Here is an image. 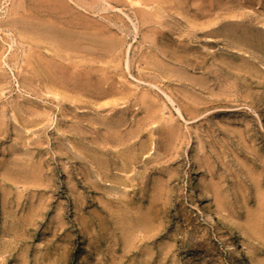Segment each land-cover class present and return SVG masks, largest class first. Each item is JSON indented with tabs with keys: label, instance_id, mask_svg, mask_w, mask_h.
Instances as JSON below:
<instances>
[{
	"label": "rangeland",
	"instance_id": "rangeland-1",
	"mask_svg": "<svg viewBox=\"0 0 264 264\" xmlns=\"http://www.w3.org/2000/svg\"><path fill=\"white\" fill-rule=\"evenodd\" d=\"M13 1L0 0V264H234L212 225L191 208L192 192L216 213L246 263L264 264V90L249 82L253 76L264 83V0H110L135 29L117 8H78L89 21L108 24L111 41L121 44L108 51L96 37L95 51H70L68 60L91 61V75H76L94 87L82 94L70 81L63 92L50 88L29 32L8 24ZM197 4L202 14L193 10ZM140 12L149 19L140 22ZM180 40L193 48L188 74L208 81L205 90L185 92L180 77L187 70L171 53ZM216 74L237 83L236 91L219 86ZM159 87L183 117L169 103L159 112ZM47 90L79 101L65 99L58 109ZM140 92L154 96L157 107L142 105ZM204 98L213 104H192ZM93 109L110 115L112 133L120 134L105 155L116 162L117 177L98 172L105 128L89 122L98 118Z\"/></svg>",
	"mask_w": 264,
	"mask_h": 264
},
{
	"label": "bare ground",
	"instance_id": "bare-ground-1",
	"mask_svg": "<svg viewBox=\"0 0 264 264\" xmlns=\"http://www.w3.org/2000/svg\"><path fill=\"white\" fill-rule=\"evenodd\" d=\"M117 1H120V0H116V2ZM136 1H137V3H140L141 0H136ZM126 2H128V1H126ZM122 3H124V1ZM131 3H133V2H131ZM112 4H110V0H14L13 4L11 5V9L9 11L10 13L8 15V17H9L8 18V24H10L12 26L20 24L18 29L22 30V28H23V29H26L30 33V35H29V33L27 31L22 30L24 33H26V32L28 33V35H26L25 38L31 39V40H29V41H32L30 43L31 44L33 43V45L35 46L33 49V53L37 54L39 61L44 63L43 67H44L45 71L47 72V74H49V76H51V81H50L52 83L50 86L51 89H57L59 91H62L68 87L67 81H70L72 84V87L70 85L69 86L73 90H79V93L82 94L81 92L86 91L87 87L92 86V84H89V82H87V81L85 82L84 80H82L83 81V84H82V82L78 79L82 76L79 77V75H78V78H77L76 75L77 74L88 75L90 72L89 64L91 63V61L89 60L90 63L88 64L87 63L88 57L85 58V59H87V61L82 59L85 56L81 58L82 59L81 62H76L74 60H68L70 56H73V55H70V56L68 55V54H72L70 51H72L73 53L74 52L79 53V49L83 48V50H82V51H84V52H82L83 55L84 54L87 55L86 49H88L90 51H92V50L95 51L92 48H94L96 46V44L99 42V40H97L96 37H100L101 41L99 43H102L103 46L106 45L108 47L106 50L109 51V47L111 48V44L112 45H114L113 43L118 44L119 40L117 39V41H111V40H113V38H111L108 35V33L113 32V31H111V28L108 24L99 23V21H96L95 19H93L92 20L93 22H91L87 18H85V16L81 12H79L77 9L78 8L81 10L83 9V11L85 10L91 14H95V13H98L100 11H105V10H107V8H111V10L116 9L117 7L113 6ZM117 9L119 11H122L120 8H117ZM132 9H134V8L132 7ZM137 9L138 8L136 7L135 10H137ZM193 10L196 11L197 14H202L204 11V7L201 4H197L194 6ZM137 12H138V10H137ZM122 13H124V12L122 11ZM141 13L143 14L145 12H140V14ZM152 14H154V13H152ZM124 15L127 17V19L129 18L130 24H132V28L135 29L136 28L135 22H133L126 13H124ZM141 15H140V17H138L140 22L143 23V22H145L146 19H149V17L147 15H144V14L142 15V18H141ZM150 17H152V16H150ZM120 21L122 22L120 24V27H119L120 31L126 30V29H124V27H126V24L123 22V20H120ZM136 22H138V21H136ZM113 24L115 25V23H113ZM21 26H23V27H21ZM15 28H17V27H15ZM80 29H82V30H80ZM18 32H19V30H18ZM24 33H21V34H24ZM81 33H84V35H85V36H82L83 39L81 37ZM113 33H115V32H113ZM113 33H111V35ZM159 34L160 35L164 34V32L160 31ZM19 36H21V35H19ZM165 36H166V34H164L163 37H165ZM120 38H121V36H120ZM82 40H84V42ZM42 42L47 47V48H45L46 52L40 51V43H42ZM43 44H42V46H43ZM82 44L84 46H82ZM8 45H9V47H12L13 44L12 45L8 44ZM119 45H121V44H118V47H119ZM115 47H116V45H115ZM68 48H70V49H68ZM104 48H103V50H104ZM30 51H32V50L30 49ZM199 52H200L199 53L200 55H202V54L204 56L206 55V53H204L202 51H199ZM33 53L29 52V54L26 55V60H25L26 65H29V61L31 62L30 57H31V55L33 57ZM171 53L178 59L179 62L183 63L184 68L187 70L186 73L182 74V76L180 77V79L182 80V84L185 87V92L189 93L191 91V89H193V88L195 89L196 85L198 86L197 89L199 91L205 90L206 88L204 85H206L208 81L194 82L195 79L192 78L191 76H189V74H188V70H190V68L194 67V64L192 62L193 60H191V58H189V56L193 54V48L190 47L189 42H187V41L182 42L181 40L178 41L175 44V50L172 51ZM80 54H81V52H80ZM101 54H103V52ZM92 55H94V54H92ZM91 56L89 55V57H91ZM35 58H36V56H35ZM81 59H79V61ZM37 63H35V64H37ZM92 67H93V64H92ZM125 67H126V69L129 68L128 60H126V62H125ZM35 69H33V66H32V70H29V72L30 71L31 72L30 73L28 72L30 74L29 76H31V74H34L36 72ZM250 69H253V66L250 67ZM0 70H1L0 74L5 75L3 73V69L1 67H0ZM41 70H42V67H41ZM67 71H68V73H67ZM99 71L100 70L98 69V73H99ZM257 71H258V69H257ZM39 72H40V70H39ZM100 72L103 73V71H100ZM72 74H74V75H72ZM89 75H91V74H89ZM219 76H222V74H216L214 76V80H216L220 83L219 86L220 85L221 86H227V88L229 87V89H234L236 91V89L238 87L237 83H235L234 81L230 82L227 77H219ZM31 77H33V76H31ZM71 77H73V78L71 80H69ZM29 79L31 80V78H29ZM99 81H101V83H104V84L106 83L104 77H101V80H99ZM249 82H250V85L252 84L254 87L258 88L257 91H263L264 90V83L260 82L258 79L254 78L253 76H251L249 78ZM8 83H10V82H8ZM101 85H103V84H101ZM96 86H98V84ZM102 88H103V90L102 89L101 90L104 93L107 90H109L108 87H102ZM68 90H70V89H68ZM47 91L49 93L51 92V95H52L49 97L50 99H48V100L50 102L55 101L56 105H58V109H61V110L63 109L62 105H63V101L65 99L68 100V102L70 101L71 104L73 102L79 101L77 96H75V98H72V97L66 96L64 93H58V92H56V90L55 91L54 90H52V91L47 90ZM79 93L76 92L77 95ZM96 94H98V93H96ZM163 96L165 97V100L162 98ZM53 97H54V99H53ZM136 98L144 106H146L145 104L148 102L150 107H152V108L155 106L157 107V105H155L156 104V101L154 100L155 97L152 96L151 94L147 93V92H140L139 94L136 95ZM222 100H224L225 102L229 101L228 99H226L224 97L222 98ZM251 100H252V102L255 101L253 99V97ZM192 102H193L192 103L193 105H196V103H197V105L200 104V105H202V107H206V108L210 107L213 104L212 101H207L205 98H204L203 102H201V101L200 102L199 101H195V102L192 101ZM168 103L170 104V106H173L175 108V111H176L178 116L183 117V112H182L183 109H181L182 106L179 104H178V106H175L178 102L176 100H174L171 96L166 94L165 91H163L159 87V112H163L164 109H169ZM66 105H67V101H66ZM98 107H102V105H99ZM93 110L95 111L98 118H96L94 120L89 119V122H95L96 124H99L105 128V133H104L105 134V140L100 142L99 154H98L97 163H96L98 172L100 174H103V176L108 177V176L112 175V177L113 176L117 177L120 174L112 172V169H113L112 165H115L116 162L111 161L109 158H105V155L107 153L106 144H108L109 141L114 140L116 137L118 138V136H116V134H118V133L117 132L112 133L113 129L110 126L112 124L110 115H108V114L107 115L106 114L99 115L100 110H97V109H93ZM186 111L189 112V110H186ZM33 113H35V112H33ZM152 113H153V110L148 112L149 115H151ZM76 114H77V112H74L73 118H77ZM38 115L39 114L37 113V117H38ZM77 119H76V121H77ZM121 119H118L117 120L118 123H116V124L120 125V123L122 122ZM171 121H172V118L170 117V122ZM172 126H174V125L171 124V126H169V127L172 129L173 128ZM79 127H80V129H82L81 125ZM113 134L115 135V137ZM118 135H120V134H118ZM122 158H123V160L127 159L124 157H122ZM120 167H122V164L120 165ZM126 167H127V164H125V167L123 168V170H125ZM115 168L117 169V168H119V166L118 167L115 166ZM119 169H121V168H119ZM98 179H99V181H102V178H98ZM95 184H97V186H98L99 183L96 181ZM190 196H191V208L194 211H196L198 214L203 216L204 219L212 225V229H213L214 233L223 242V250L226 253V255H228L232 259L234 264H247L245 259L242 256V254L239 252V250L235 246V242H234L233 238L231 237V235L226 230H224L221 226H219L216 213L211 208H209L207 205H205L202 202L201 195L195 194L192 192Z\"/></svg>",
	"mask_w": 264,
	"mask_h": 264
}]
</instances>
